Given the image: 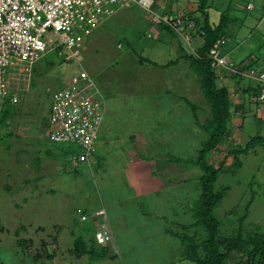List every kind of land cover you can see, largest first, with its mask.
I'll list each match as a JSON object with an SVG mask.
<instances>
[{"label":"rangeland","instance_id":"rangeland-1","mask_svg":"<svg viewBox=\"0 0 264 264\" xmlns=\"http://www.w3.org/2000/svg\"><path fill=\"white\" fill-rule=\"evenodd\" d=\"M154 1L155 10L182 19L198 7L196 0ZM209 2L213 23L229 7L239 18L228 25L232 37L223 46L235 71L216 74L218 84L229 91L233 117L230 136L209 156L215 164L244 148L252 137L264 136V103L244 92L249 84H257L253 80L260 69L245 68V79L235 77L241 67L264 57V0ZM150 19L151 13L137 3L121 7L91 33L81 48V65L65 52L49 50L32 65L31 74L25 71L13 80L19 102H0V116L4 108L12 110L7 126L0 124V264H192L182 257L181 241L166 228L176 231L180 224L194 221L188 205L198 198L203 173L169 156L192 160L208 140L186 100L198 107L201 123L210 118V106L181 51L195 54L204 40L195 36V25L175 26L170 33L162 27L166 24ZM81 67L107 102L98 150L90 163L78 161L84 151L77 144L49 137L52 96ZM158 136L165 138L159 141ZM226 170L217 183L218 188L230 187L216 209L221 230L244 215L246 229L264 227V146L230 154ZM142 187L148 189L143 193ZM102 208L114 243L104 247L96 242L101 256L76 258L70 252L76 236L89 242L97 230L92 217L84 221L80 214L93 215ZM231 211L235 215L226 218ZM98 220L104 222L103 217ZM21 239L28 242L25 247ZM52 252L54 260L46 258ZM39 253L45 258L35 261Z\"/></svg>","mask_w":264,"mask_h":264},{"label":"built area","instance_id":"built-area-1","mask_svg":"<svg viewBox=\"0 0 264 264\" xmlns=\"http://www.w3.org/2000/svg\"><path fill=\"white\" fill-rule=\"evenodd\" d=\"M132 3L148 10L153 24H166L176 30L180 26H194L193 22L186 25L187 19L175 14L155 10L154 0H0V101L19 102L12 92L13 80L25 71L31 74L32 65L49 50L65 52L68 59L75 58L81 65V48L91 33L119 8ZM209 59L216 74L218 70L235 71L234 64L221 48L212 49ZM256 80L264 82V72ZM260 100L264 101V91ZM106 114L105 96L81 67L78 74L52 96L49 137L58 143L77 144L84 151L78 161L90 163ZM100 217L104 218L102 224ZM88 218L82 217L83 220ZM93 220L97 243L104 247L113 244L106 211L103 208L96 211Z\"/></svg>","mask_w":264,"mask_h":264},{"label":"trees","instance_id":"trees-1","mask_svg":"<svg viewBox=\"0 0 264 264\" xmlns=\"http://www.w3.org/2000/svg\"><path fill=\"white\" fill-rule=\"evenodd\" d=\"M196 2L198 3V7L195 11L188 12L186 25L189 22H193L197 28L195 36L198 35L200 38H203L204 43L195 54H189L184 49H181V51L184 53V58L190 61L191 68L197 73L200 88L210 106V118L205 123H201L197 114L198 107L189 100H186V103L191 106L194 112L198 126L208 133V140L202 144V148L192 160L169 156L170 160L176 163L186 162L187 164L199 167L203 174L198 178L200 191L198 198L192 205H188V210L191 212L194 221L190 224H180V230L175 231L166 228V233L181 241L183 246L182 257L192 262V264H264V227L255 226L246 229V215H244L238 219L234 218L232 221H235V223L229 220L228 224L224 225L228 228L222 231V219L220 220L216 215V209L222 204L230 189L229 186L225 185L217 187L220 176L225 173L227 174V157L230 154L234 156L240 153L248 154L257 146H264V136L257 135L252 137L244 148L232 150L230 154L227 153L225 158L218 163L212 164L209 162V156L219 150L218 146L223 139L230 136V122L233 117V103L230 99L229 91L225 86L218 84V77L215 70L211 67L209 55L210 51L214 48L224 49L225 42H228L229 38L232 37L226 31L228 25L239 18L230 14L231 8L229 7L222 13L220 21L213 23L209 13V0H196ZM250 5L251 3L248 4V9ZM263 20L264 11L261 22ZM162 27L170 33L173 32V28L169 25H162ZM260 57H257V60L247 67H241V72L235 74V77L240 80L245 79L241 74L245 68L250 70L260 69V72H264V57ZM253 81L257 84H249L244 92L247 95L255 96L259 100V104L264 103V101H260V97L264 91V82L256 79ZM0 102L5 106L13 105L10 99ZM244 106L245 104L241 105V108ZM11 115V108H4L1 112L0 124L7 126L6 122ZM236 165L238 167L242 166L240 161H237ZM232 215H235V211H231L226 218ZM84 216L93 218V215L86 212L80 214L81 218ZM24 228L21 227L17 230L16 234H20ZM72 234L75 235V233ZM96 242L95 237L91 238L88 242L84 236L77 235L70 252L76 258H81L85 255H89L90 257H95V255L101 256L97 251ZM19 243L25 247L28 242L25 239H21ZM45 256L50 260H54L55 258L53 252L52 254L47 253ZM45 256L40 253L36 254L34 260H42Z\"/></svg>","mask_w":264,"mask_h":264},{"label":"crops","instance_id":"crops-1","mask_svg":"<svg viewBox=\"0 0 264 264\" xmlns=\"http://www.w3.org/2000/svg\"><path fill=\"white\" fill-rule=\"evenodd\" d=\"M158 130H160V129H158ZM102 131H103V129H102ZM153 131H154V129H153ZM165 133H166V132H165ZM101 134H102V133H101ZM159 134H160V136L163 135V134H164L163 130H160ZM157 138H158L159 141H163L165 137H164V136H163V137H159V136H158ZM176 140H177V139L175 138V141H176ZM150 141H151V140H150ZM168 141H169V140H168ZM99 142H100V138H99L98 143H99ZM151 142H152V141H151ZM98 143H97V144H98ZM97 144H96V145H97ZM167 144H168V143H167ZM152 146L155 147L156 144H155L154 142H152ZM96 150H98L97 147H96ZM131 168H133V166H132ZM129 169H130V167L128 168V170H129ZM153 180H154V179H153ZM151 182H152V181H150V183H151ZM155 182H156V181H153V183H155ZM134 188L137 189L136 186H134ZM146 189H148V188H147V187H145V188H143V187L140 188V190H141L143 193H144V191H145ZM162 189H163V188H162Z\"/></svg>","mask_w":264,"mask_h":264}]
</instances>
